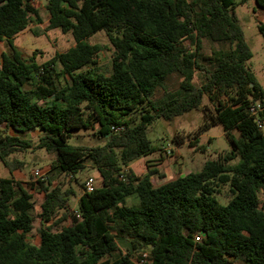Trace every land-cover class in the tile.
I'll list each match as a JSON object with an SVG mask.
<instances>
[{"label":"trees","instance_id":"trees-1","mask_svg":"<svg viewBox=\"0 0 264 264\" xmlns=\"http://www.w3.org/2000/svg\"><path fill=\"white\" fill-rule=\"evenodd\" d=\"M234 2L48 0L47 31L70 34L74 45L38 62L35 53L24 58L14 41L41 24L39 4L0 0L7 47L0 56V162L12 174L23 167L12 155L43 149L55 155L51 170L66 178L88 167L98 174L94 190L79 198L38 181L37 214L33 184L0 178V264H264V132L249 114L252 103L264 102L245 67L251 54L231 14ZM253 2L264 9V0ZM257 29L264 40V20ZM98 33L111 46L109 67L95 61L104 50L91 43ZM204 41L218 49L203 53ZM173 75L181 80L170 91ZM201 107L205 123L195 137L220 125L229 151L162 185L151 180L155 172H131L133 162L158 151L147 136L155 119ZM79 129L93 130L104 145H68ZM36 131L32 148L24 136ZM223 187L230 193L225 203ZM130 197L137 202L128 206ZM37 220L34 245L27 237Z\"/></svg>","mask_w":264,"mask_h":264},{"label":"rangeland","instance_id":"rangeland-1","mask_svg":"<svg viewBox=\"0 0 264 264\" xmlns=\"http://www.w3.org/2000/svg\"><path fill=\"white\" fill-rule=\"evenodd\" d=\"M38 9L41 15V24H32L29 30L17 36L14 43L24 58L27 59L35 53L37 61L43 62L51 58L55 53L67 51L74 43L70 34H62L58 29L47 31L48 14L45 10V5H39ZM231 14L240 26L244 41L251 54L245 67L252 73L257 87L263 94L264 102V40L257 29L258 22L264 20V9L258 8L253 0H246L245 2L235 0ZM91 43L104 47V50L99 53L95 61L99 66L109 67L111 46L105 34H96L91 39ZM217 49V46L210 45L206 41L202 44V52L207 55ZM4 52H7V47L5 43H0V56ZM180 80L178 75L171 76L166 81V88L170 91L176 90ZM195 82L199 84L200 81L195 79ZM162 95V89H158L155 92L156 99L161 98ZM205 105H210L207 98L203 100V106ZM204 123L205 118L201 107L198 110L190 111L170 121L155 119L149 125L147 132L148 139L151 145L158 150L155 152L153 158H159V155L164 157L161 169H159L160 173L155 175L157 178L155 180L156 185L164 181L174 180L178 178V174L179 176H185L189 173H197L202 169L204 163L215 159L218 155L231 149V143L220 125H210L202 134L195 137ZM262 131L264 132V125ZM231 133L234 137L238 138L236 131ZM39 137L40 133L38 131L24 136L30 142L32 148L37 145ZM174 137L182 138L184 141L183 144L176 145L173 143L172 140ZM192 139L196 141V144L193 145L194 147L189 146V142ZM67 143L74 147L88 148L104 145V141L95 135L91 129L71 131ZM167 150L170 151V155L168 156L165 153ZM12 160H18L23 163L22 169L9 174V171L0 162V178H9L11 176L14 178H23L22 182L34 185V189L31 191L35 206L34 214H37L39 211V204L42 202L43 196L38 188V181L44 182V186L50 189L54 187L63 189L71 188L74 190L76 196L79 197L82 191L81 185H83L85 179L89 177L95 179L97 177V171L88 167L80 172L75 180L66 178L58 171L51 170L50 165L55 160V155L43 149H31L16 153L10 157V161ZM145 164L143 162L140 163L136 176H143ZM132 169H135V167L133 166ZM34 170H39L44 173L45 179L40 180L33 177L31 172ZM94 181L95 185H97L98 180L95 179ZM219 199L222 203L230 199V193L226 187L220 189ZM132 203V199L127 200L128 206H131ZM74 207V205H71L72 209ZM38 227L39 221L37 220L32 233L27 237L28 241L34 245L38 243L36 233ZM120 248L123 249V246L120 245Z\"/></svg>","mask_w":264,"mask_h":264},{"label":"built area","instance_id":"built-area-1","mask_svg":"<svg viewBox=\"0 0 264 264\" xmlns=\"http://www.w3.org/2000/svg\"><path fill=\"white\" fill-rule=\"evenodd\" d=\"M35 3L39 4V5H45L46 2L48 0H33ZM264 110V107L262 106L261 103L259 102H256V103H252L249 107V114L254 116L256 118V124H257V127L262 129L263 128V125H264V121H261L260 119H258V115L259 113H261L262 111ZM111 130L115 133L121 131L120 128H117V127H112ZM166 155H170V151H166L165 152ZM31 175L37 179H40V180H44L45 179V175L44 173H42L41 171L39 170H34L31 172ZM95 188V181L92 177H89L87 179H85L84 183H83V188H82V191L84 193H91ZM196 241H199V237L197 236L195 238Z\"/></svg>","mask_w":264,"mask_h":264},{"label":"crops","instance_id":"crops-1","mask_svg":"<svg viewBox=\"0 0 264 264\" xmlns=\"http://www.w3.org/2000/svg\"><path fill=\"white\" fill-rule=\"evenodd\" d=\"M39 13H40V11H39ZM41 16V15H40ZM20 35V34H19ZM17 38V37H16ZM0 43H3V42H0ZM14 45H15V43H14ZM155 154V153H154ZM154 154H152V155H149V156H147V157H144V158H142V159H140V160H137V161H135L134 162V164L132 163L130 166H129V169L131 170V172L134 174V175H136L137 174V172H138V167H139V165H140V163H146L145 164V167H144V170H143V175H145V174H147L149 171H151V172H155L153 175H152V177H151V180L153 181V182H155V180L157 179L156 178V174L157 173H160V171H159V169H161V166H162V160L164 159V157L163 156H161V155H159L158 157L159 158H153V156H154ZM158 160V161H157ZM149 161H153V162H149ZM155 161V162H154ZM135 167V169H132V167ZM146 167H147V169H146ZM156 169H158V170H156ZM97 176H98V174H97ZM177 177H179V174L177 175ZM97 177H95V179H96ZM15 179H17V180H20V181H22V179L23 178H15ZM94 179V178H93ZM94 179V180H95ZM166 182H168V181H164V182H161L159 185H162V184H164V183H166ZM156 183V182H155ZM81 196V195H80ZM79 196V197H80ZM78 196H76V198H79ZM128 199H132L133 200V203H132V205H134L135 203H136V198L135 197H130V198H128ZM127 199V200H128ZM73 200H75V199H73ZM127 200H126V205H127Z\"/></svg>","mask_w":264,"mask_h":264}]
</instances>
